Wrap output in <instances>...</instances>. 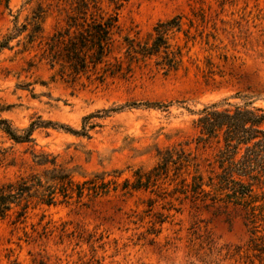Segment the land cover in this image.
<instances>
[{
	"label": "rangeland",
	"instance_id": "obj_1",
	"mask_svg": "<svg viewBox=\"0 0 264 264\" xmlns=\"http://www.w3.org/2000/svg\"><path fill=\"white\" fill-rule=\"evenodd\" d=\"M76 1L0 0V41L13 36L0 50V118L19 134L35 126L23 143L0 130V184L55 167L105 187L57 192L50 205L31 197L20 217L26 201L13 206L0 218V264H237L224 254L264 241V210L184 198L192 167L149 174L181 148L207 173L213 148L196 143L192 124L204 105L241 95L264 108V0H98L93 17L117 19L102 52L85 33L70 45ZM174 15L175 68L128 51L126 38L143 42ZM137 175L145 186L132 187Z\"/></svg>",
	"mask_w": 264,
	"mask_h": 264
},
{
	"label": "trees",
	"instance_id": "obj_2",
	"mask_svg": "<svg viewBox=\"0 0 264 264\" xmlns=\"http://www.w3.org/2000/svg\"><path fill=\"white\" fill-rule=\"evenodd\" d=\"M97 1H76V5L72 8L73 13L66 20L65 29L77 31V35L73 38L77 39V43L71 40L70 45L84 44L82 42L85 39L83 37L85 33L90 35V41H88L90 46L102 52L103 44L109 39L117 19L116 15L111 14L99 19L93 17L90 9L94 8ZM106 1L121 6L127 0ZM181 26L180 15L159 20L153 26L149 37L143 42L126 38L127 49L132 55L141 58L161 57L159 64L163 68H175L179 62L180 53L171 49L169 34L180 31ZM12 37V34H8L2 38L0 50L7 47ZM96 60L98 62L99 59ZM83 62L81 61L80 64ZM234 98H238L239 101H231ZM195 115L192 124L196 131V143L213 148L207 173H201L189 154L181 148L180 152L173 153L172 150H166L165 154H161L159 164L149 175L157 177L166 172L169 162L181 164V174L188 171V167H192V171L181 178V194L184 198L232 202L248 209L251 217L256 215V210L263 212L264 108L254 106L246 96L235 95L208 103L196 111ZM34 129L35 126L31 123L19 134L6 119L0 118V130L16 143L32 141L31 135ZM48 162L55 165L54 159L38 164L43 165ZM70 175L71 171L53 167L42 170L41 174H30L16 181L0 184V218L6 217L13 206H19L23 199L26 203L17 211V217L25 214L27 201L31 197L37 198L40 203L50 205L55 203L57 192L63 199L71 198L73 193L80 198L85 190L87 194L89 191L97 193L99 188L105 187L103 182L100 186H96L97 182L94 179L80 184L74 183ZM149 180L150 176H147L146 182ZM87 184L91 185L86 186ZM141 186H145V183L141 181V176L137 175L136 184L132 187ZM224 256L237 264H264V241L256 243L252 238L245 247L235 246L232 251L227 250Z\"/></svg>",
	"mask_w": 264,
	"mask_h": 264
}]
</instances>
